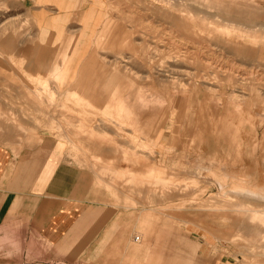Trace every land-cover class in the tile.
<instances>
[{"label":"rangeland","instance_id":"1","mask_svg":"<svg viewBox=\"0 0 264 264\" xmlns=\"http://www.w3.org/2000/svg\"><path fill=\"white\" fill-rule=\"evenodd\" d=\"M141 24L144 29L135 31ZM259 24L264 0H0V143L16 153L59 144L66 159L92 177L97 202L111 210L107 229L79 259L75 253L67 262L56 259L34 236L28 242L0 236V264H147L167 244L185 241L199 248L201 264H264ZM121 27L134 44L142 42L143 54L126 49ZM248 28L251 33H244ZM238 36L254 53H237ZM126 58L135 72L122 66ZM110 60L125 67L129 82L148 75L141 90L149 99L160 95L165 112L147 117L142 99L144 113L138 105L126 115L133 85L112 78ZM43 86V96L25 94ZM112 87L120 93L106 96ZM93 89L108 109L96 112L80 103V95L94 97ZM185 96L192 99L179 114ZM215 102L219 110L230 104L234 123L225 110L214 114ZM118 112L126 115L113 118L122 127L99 121ZM110 164L147 184L135 185V179L131 186L125 175L111 180L97 172ZM149 182L161 192L155 202L148 201Z\"/></svg>","mask_w":264,"mask_h":264},{"label":"crops","instance_id":"2","mask_svg":"<svg viewBox=\"0 0 264 264\" xmlns=\"http://www.w3.org/2000/svg\"><path fill=\"white\" fill-rule=\"evenodd\" d=\"M66 7H69V5H66ZM127 20L130 21L131 19ZM259 26V29L263 32L264 24H259ZM122 28L119 30L120 37L124 41L131 43L139 51L142 42L137 40L134 44L132 33L127 32L128 35L131 33L130 37L123 36L122 32L126 30ZM250 29H246L244 33H251ZM116 37L118 38L119 36ZM234 38L238 54L250 56L251 53L244 51V48H248L254 53L253 49L242 45L239 36ZM143 51L144 49L139 51V53ZM108 65L112 68V72H110L112 78L118 77L122 79V77H125L122 80L127 78V81H122L121 84L127 83L128 85H133L127 89L131 96L125 102L126 115L134 114L133 107H137L138 105L142 109L141 113L143 114L144 106L141 100L144 98L145 91L141 90V87L145 85L144 78L146 76L144 75L142 76L144 78H142L140 77L141 75H138L139 77H134L129 82V72L125 70V67H119L118 69L114 67V63L111 60L108 61ZM124 65L126 64L122 63V66ZM126 67L131 66L127 65ZM59 76L57 75L56 78ZM12 77L14 78V76ZM25 90V94L28 96L32 97V95H36L40 97L45 92V86L38 87L36 90L32 88ZM92 92L94 93V97L80 95V103L84 107L89 106L91 110L96 112L108 109L106 103L104 106L100 105L102 101L100 94L94 89ZM107 92L106 96H113V94H119L120 90L112 87L110 90L107 89ZM196 94H199V92L197 91ZM185 99L184 103L187 104L192 97L190 99L186 97ZM135 102L136 105H134ZM184 103L179 106V114L184 108ZM109 104L113 106V101H110ZM229 106L230 104L222 107V110L229 113L228 117L231 119V123H234L235 116L230 114ZM222 110L220 109L217 112L219 113L220 111L221 116ZM136 112L139 117L138 111ZM120 113L109 115V120L100 119L99 121L103 124L113 123L122 127L118 119L117 121L113 119L116 116H126L125 113ZM221 116L219 121L222 120ZM59 126H62V124L60 123ZM209 139H212V137ZM52 142L47 141L44 142L45 144L24 149L19 153H16L12 146L0 143V236H25L27 242L34 236L52 248L57 256L56 259H62L67 262L74 253L76 256L79 254V259L98 240L100 235L105 232L110 224V220H107V214L111 213V210L106 205L97 202V197L93 194L91 187L92 177L90 174L67 160L65 152L61 150L60 145H55ZM72 144L73 146H77L73 141ZM94 155L98 157L99 154L94 153ZM176 155L175 157H177ZM201 155L204 156L205 154ZM97 172L109 174L111 180L125 175L126 180L131 186L134 185L131 182L135 179V185L138 183L147 184L145 183V178H139L140 175L132 172L129 174L123 173V171L117 170L111 164L110 169L100 167ZM149 186H151L150 182L148 183ZM149 190L148 194L151 198L148 201L151 202L153 199V202H155L154 197L159 195V193L161 195V192H157L150 187ZM171 193L175 194L174 192ZM151 206L152 204H150V209L154 210ZM176 221H178L177 218L172 217L170 219L172 225L170 226L175 227L173 224ZM169 233L170 231L168 230V235ZM175 236L178 238L177 234ZM142 246L146 247L147 242L144 241ZM48 255L49 253L45 257L49 258ZM202 257L199 248L194 246L191 241H185L182 245L179 242H173L172 244H167L166 247L164 246L160 251V255H156L155 252V255L148 258L147 264H201ZM181 260H188L191 263H182Z\"/></svg>","mask_w":264,"mask_h":264},{"label":"bare ground","instance_id":"3","mask_svg":"<svg viewBox=\"0 0 264 264\" xmlns=\"http://www.w3.org/2000/svg\"><path fill=\"white\" fill-rule=\"evenodd\" d=\"M168 4H170L171 5V7H176L177 8V6H178V4L175 2V3H171V2H169L168 1ZM67 5H69V7L68 8H70V6H71V4L70 3H67ZM72 7V6H71ZM227 20V19H226ZM130 21H134V20H130ZM144 29V24H141L140 25V27H138V25L137 26H135V31H139L140 29ZM123 29V28H122ZM232 29V28H231ZM123 36H128V37H130L129 35H131V33L128 35V33L126 32V31H124L123 30ZM123 42V41H122ZM125 43V47H126V49H129V50H131V52H137V48L136 47H134V46H132V44L131 43H128V42H124ZM132 47H134V48H132ZM141 53V52H140ZM139 53V54H140ZM144 53V51L141 53V54H143ZM123 64H127V63H129L130 61H129V59L128 58H126V59H124L123 61ZM125 62V63H124ZM146 62V61H145ZM152 68H154V64H153V62H150V64H149ZM124 66H127V65H124ZM129 68H131V67H128L127 69H129ZM169 68V67H168ZM132 69V68H131ZM134 72H135V70L134 69H132ZM161 70V69H160ZM172 70H177L176 69V67L175 68H173V69H171V71ZM170 73H172V72H170ZM139 75V74H138ZM146 76V78H148L149 76L148 75H145ZM181 82V81H180ZM172 83V82H171ZM175 84V83H174ZM167 87V86H166ZM175 88V87H174ZM185 88V87H184ZM212 88V87H211ZM170 89V88H169ZM210 90V89H209ZM213 90H214V88H213ZM146 92V91H145ZM175 92V91H174ZM167 93V92H166ZM146 95H148V93H145L144 94V98H143V103H144V105L147 107V111L148 110H150V112L148 113V115H147V117H152V118H155L158 114H161V113H164L165 112V109H164V102H163V99L159 96V95H154V94H150V95H152V97H151V99H149L150 97L149 96H147V97H149V98H146ZM240 95V94H239ZM167 96V95H166ZM176 94H173L171 91H169V93H168V99H171V100H175V98H176ZM215 96H216V94H215ZM186 97H184V100H182V104L184 103V101L186 100L185 99ZM233 100V99H232ZM218 101V100H217ZM207 105H208V103H207ZM215 107L217 106L216 105V102H215ZM149 107V108H148ZM173 107V106H172ZM208 107V106H207ZM218 110L219 109H217V107L215 108V111H216V113L218 112ZM221 110H222V108H221ZM237 185V184H236ZM224 186V185H223ZM260 219L261 220H263L264 221V215H262V216H260Z\"/></svg>","mask_w":264,"mask_h":264}]
</instances>
